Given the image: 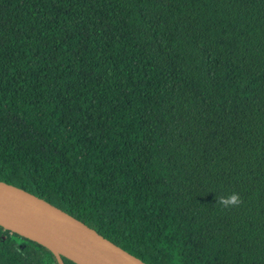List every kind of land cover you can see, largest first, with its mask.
I'll return each instance as SVG.
<instances>
[{
    "label": "trees",
    "instance_id": "16d2710c",
    "mask_svg": "<svg viewBox=\"0 0 264 264\" xmlns=\"http://www.w3.org/2000/svg\"><path fill=\"white\" fill-rule=\"evenodd\" d=\"M0 181L145 264H264V0H0ZM0 264L58 262L0 227Z\"/></svg>",
    "mask_w": 264,
    "mask_h": 264
},
{
    "label": "water",
    "instance_id": "95a60500",
    "mask_svg": "<svg viewBox=\"0 0 264 264\" xmlns=\"http://www.w3.org/2000/svg\"><path fill=\"white\" fill-rule=\"evenodd\" d=\"M0 227L75 264H145L61 209L0 181Z\"/></svg>",
    "mask_w": 264,
    "mask_h": 264
},
{
    "label": "clouds",
    "instance_id": "9594fccd",
    "mask_svg": "<svg viewBox=\"0 0 264 264\" xmlns=\"http://www.w3.org/2000/svg\"><path fill=\"white\" fill-rule=\"evenodd\" d=\"M242 202V197L239 195V193L236 192H232L227 196L216 197V205H219L222 209L225 210L239 208Z\"/></svg>",
    "mask_w": 264,
    "mask_h": 264
}]
</instances>
